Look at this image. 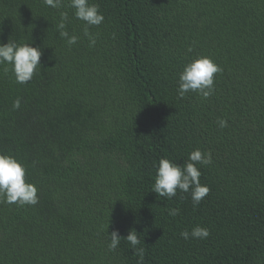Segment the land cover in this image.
Instances as JSON below:
<instances>
[{
    "label": "trees",
    "instance_id": "1",
    "mask_svg": "<svg viewBox=\"0 0 264 264\" xmlns=\"http://www.w3.org/2000/svg\"><path fill=\"white\" fill-rule=\"evenodd\" d=\"M89 2L105 17L91 47L70 0H0V43L42 50L25 85L0 66V153L39 197L0 203V264H137L132 229L144 264H264V0ZM202 56L223 69L213 94L179 98L180 73ZM196 149L212 154L196 165L207 196L195 207L190 192L157 196L159 160L183 166ZM197 225L206 239L180 236Z\"/></svg>",
    "mask_w": 264,
    "mask_h": 264
},
{
    "label": "clouds",
    "instance_id": "2",
    "mask_svg": "<svg viewBox=\"0 0 264 264\" xmlns=\"http://www.w3.org/2000/svg\"><path fill=\"white\" fill-rule=\"evenodd\" d=\"M43 3L47 7L60 9L64 0H43ZM69 6L75 10V18L85 23L84 34L89 37V46H94L96 39L89 28L101 25L105 19L99 11V5L90 3L89 0H70ZM67 21V12H61L56 29L67 45L72 46L77 43L78 37L70 35L67 31ZM41 57L42 50L39 47H33L31 43H18L10 39L7 43H0V66H3L5 72L11 71L17 84H27L42 69ZM222 70L210 57L202 56L194 59L185 65L179 75L178 97L183 98L191 92L207 99L214 92V74ZM20 106L21 100L17 98L12 108L18 110ZM218 123L221 128L227 127V121L223 119ZM188 161L181 166L170 159L161 158L152 191L166 200L175 197L177 191L190 192L193 206H198L210 189L200 183L202 173L196 165L211 164L212 154L210 151L202 152L196 149L189 154ZM26 176L27 169L21 161L13 155L0 153V203L17 206H34L38 203V188L33 183L26 182ZM168 212L170 216H176L179 210L170 208ZM110 235L111 241L108 247L110 250H116L121 243V237L117 231H113ZM209 235V230L199 225L192 228L191 232L184 230L180 233L185 240L206 239ZM123 239L138 257L137 264H144L145 249L140 246L142 242L138 233L132 229Z\"/></svg>",
    "mask_w": 264,
    "mask_h": 264
}]
</instances>
